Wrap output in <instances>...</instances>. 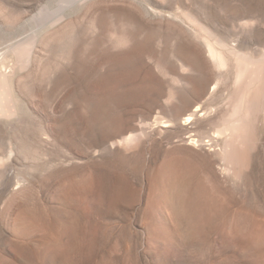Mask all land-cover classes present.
Listing matches in <instances>:
<instances>
[{"label": "rangeland", "instance_id": "374dc122", "mask_svg": "<svg viewBox=\"0 0 264 264\" xmlns=\"http://www.w3.org/2000/svg\"><path fill=\"white\" fill-rule=\"evenodd\" d=\"M0 102V264H264V0H0Z\"/></svg>", "mask_w": 264, "mask_h": 264}, {"label": "bare ground", "instance_id": "6f19581e", "mask_svg": "<svg viewBox=\"0 0 264 264\" xmlns=\"http://www.w3.org/2000/svg\"><path fill=\"white\" fill-rule=\"evenodd\" d=\"M44 20H46V18H44ZM212 57H213V59H214L215 61H220V62H222V60H221L220 58L216 57L213 53H212ZM219 59H220V60H219ZM1 103H2V102H0V105H1ZM0 109H1V108H0ZM197 110H198V109H197ZM193 116H194V113H193V114L191 113L189 116H187V117L185 118V121H186V122L191 121V118H192ZM185 186H186V182L183 181V180H182V181H177V182H172V180L169 179V187H170V188L172 187V190H173V192L176 194V196L182 197V196H181L182 193H180V192L184 190ZM172 190H171V191H172ZM179 193H180V194H179ZM190 199H193V197L191 196Z\"/></svg>", "mask_w": 264, "mask_h": 264}]
</instances>
